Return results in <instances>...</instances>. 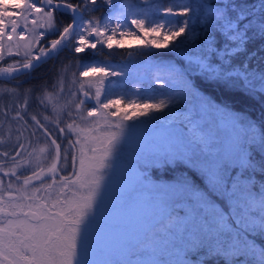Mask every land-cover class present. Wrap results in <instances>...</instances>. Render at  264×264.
<instances>
[{
    "label": "snow or ice",
    "instance_id": "1",
    "mask_svg": "<svg viewBox=\"0 0 264 264\" xmlns=\"http://www.w3.org/2000/svg\"><path fill=\"white\" fill-rule=\"evenodd\" d=\"M124 37L139 45L125 63L79 55ZM152 49L171 56L150 66L163 79L141 71ZM13 56L0 66L7 142L15 125L0 264H264V119L233 107L264 109V0H0V64ZM116 181L138 226L122 252L94 239Z\"/></svg>",
    "mask_w": 264,
    "mask_h": 264
},
{
    "label": "rangeland",
    "instance_id": "2",
    "mask_svg": "<svg viewBox=\"0 0 264 264\" xmlns=\"http://www.w3.org/2000/svg\"><path fill=\"white\" fill-rule=\"evenodd\" d=\"M5 2H7V0H5ZM12 2L14 3L15 0H12ZM106 11H107L106 7L101 8L99 11L94 13V15L101 16ZM151 35H157V34L153 33ZM151 35L145 37L143 34H141L139 39L141 40L150 39ZM117 39H120V37H117ZM123 40H124L125 46L122 48H126V49L132 48V49L137 50V48L139 47L137 37H124ZM159 50L167 51L166 49H159ZM152 51H157V49H152ZM141 71L143 73L145 72L142 70V68H141ZM149 84H151V89L148 90L145 94L155 95L157 99L163 98L160 95V93L166 91V89L161 88L159 83H156L152 80H147L145 84L138 85V86L148 89ZM128 88L131 89L132 85H129ZM124 106H125L124 103H122L121 107H124ZM26 156L27 155L22 152L21 156L17 157V159L23 160L27 158ZM151 179L157 182H164V181L169 180L170 178L156 180L155 178L153 179L151 177ZM123 183H124L123 181L114 182L116 186L113 187L112 192L109 195L108 200L106 202L104 212L101 215V217L98 219L97 224L95 226V230H94V239L98 245L111 248L112 250L119 249L121 252L123 251V247L125 246V243L129 235L132 233L133 228L138 227L137 225H135L133 219L130 216H128L126 212L120 206L119 193L121 191V188L123 187Z\"/></svg>",
    "mask_w": 264,
    "mask_h": 264
},
{
    "label": "trees",
    "instance_id": "3",
    "mask_svg": "<svg viewBox=\"0 0 264 264\" xmlns=\"http://www.w3.org/2000/svg\"><path fill=\"white\" fill-rule=\"evenodd\" d=\"M73 2H75V0H73ZM165 6L167 4V0H164ZM61 19L64 20V22H68L66 17H62ZM131 50V51H136L135 49H126V48H116L113 47V49L109 50L107 48H105L103 50V53L101 55H97V56H93V50L89 49L87 50L85 53H81L79 54L80 56L84 57L85 60H92V59H97V60H108L110 61L113 65H119L122 63H125L127 61V57H126V53ZM109 51H111L112 53H114V55L109 56L108 53ZM155 53H160L159 55H155V56H149L148 57V61H147V65H144L143 67H141L144 58L142 56H135L132 59L136 62V67H141L143 71H145L144 73L148 74V75H161L162 78L165 77V73L163 71L157 72L155 67H150L153 65H163L164 63H167L170 59L171 56L165 54L167 51H152ZM14 59H18V57H6V60L3 64H0V66H6L7 63H11L12 60ZM52 64V62L50 61L48 65H44V67L41 69V72H43L45 69H47L48 67H50ZM21 80H23L24 78L21 77ZM32 83H37V81H32ZM146 82L142 83L145 84ZM15 84V82H12L10 84H7L6 86L8 87H12ZM140 84V85H142ZM129 85H132L131 83H129ZM128 85V87H129ZM28 85L25 84L24 87H27ZM11 98L8 97H3L0 98V104H4L7 105L9 103H11ZM233 107L238 111V112H246L248 114V116H250L252 119L255 120H261L264 119V116H262V111H264V109H262L261 104L259 102L256 101H251L247 98H237V102L233 104ZM30 110H35V106H33L32 109ZM151 177L156 180L158 179H169L171 177V173L168 172H163L160 170H151L150 173Z\"/></svg>",
    "mask_w": 264,
    "mask_h": 264
},
{
    "label": "flooded vegetation",
    "instance_id": "4",
    "mask_svg": "<svg viewBox=\"0 0 264 264\" xmlns=\"http://www.w3.org/2000/svg\"><path fill=\"white\" fill-rule=\"evenodd\" d=\"M6 127L5 126V129H0V139H3L5 140L6 142L3 143V144H0V151H8L9 152V157H0V162H3V167L5 169V171H7L9 168H11L14 164V162L11 160V156L12 155H15V148L13 147V144L15 143V139L13 138L11 142H7V137H8V133L6 131ZM14 128H15V125H13V136H14ZM27 143V142H25ZM44 142L43 140H41L38 144V146H43ZM28 151H32V148H28ZM27 155L26 152H23ZM37 155H41L37 152ZM27 157V156H26ZM33 160V163L35 162V157L32 158ZM41 161L43 163V165L45 166V168H47L48 164H49V161L45 160L43 155H41ZM71 171V169L69 168L68 171ZM30 174V173H29ZM62 174H66V173H62ZM0 179H3L5 181V187H7V184L11 181L14 180V178L12 177H4L3 176V173L0 172ZM37 186L39 184V182H34ZM16 186H19V184L17 183ZM12 191V194L13 195H17V193L15 192L14 189L10 190ZM37 195L39 196L40 193H37Z\"/></svg>",
    "mask_w": 264,
    "mask_h": 264
}]
</instances>
